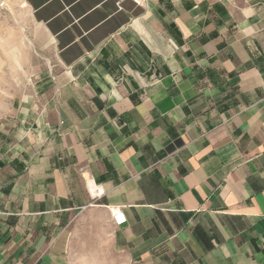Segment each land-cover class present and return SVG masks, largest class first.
<instances>
[{"label":"crops","instance_id":"1","mask_svg":"<svg viewBox=\"0 0 264 264\" xmlns=\"http://www.w3.org/2000/svg\"><path fill=\"white\" fill-rule=\"evenodd\" d=\"M137 1H18L0 264H264V0Z\"/></svg>","mask_w":264,"mask_h":264},{"label":"rangeland","instance_id":"2","mask_svg":"<svg viewBox=\"0 0 264 264\" xmlns=\"http://www.w3.org/2000/svg\"><path fill=\"white\" fill-rule=\"evenodd\" d=\"M19 0H0V108L17 90L16 82L29 77L32 51L29 18Z\"/></svg>","mask_w":264,"mask_h":264},{"label":"built area","instance_id":"3","mask_svg":"<svg viewBox=\"0 0 264 264\" xmlns=\"http://www.w3.org/2000/svg\"><path fill=\"white\" fill-rule=\"evenodd\" d=\"M124 0H118V2H122ZM136 5H139V2L137 0H134ZM112 216V222L115 226H122L123 224H125V218L121 212V210H115L111 213Z\"/></svg>","mask_w":264,"mask_h":264}]
</instances>
